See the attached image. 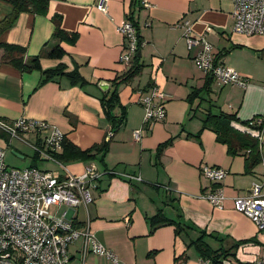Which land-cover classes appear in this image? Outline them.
Here are the masks:
<instances>
[{
  "label": "crops",
  "instance_id": "0c3cea01",
  "mask_svg": "<svg viewBox=\"0 0 264 264\" xmlns=\"http://www.w3.org/2000/svg\"><path fill=\"white\" fill-rule=\"evenodd\" d=\"M148 2L144 7L140 0H108L104 12L97 8V0H49L43 14L20 12L14 24L0 32V42L24 47L25 61L38 55L42 69L59 64L65 71L77 69L86 82L74 84L65 76L41 82L40 70L20 71L3 59L0 50V120L6 124L19 117L45 120L80 150L99 145L113 130L102 99L115 88L113 79L126 71L119 61L125 38L116 27L132 21L139 34L138 62L142 67L129 82L117 86L119 103L112 113L118 116L124 107V123L113 130L105 151L87 155L67 151L62 158L72 174H81L88 167L104 173L92 181V200L86 206L73 210L59 205L50 211L78 225L88 224L98 241L116 254L118 264H202L198 253L188 254L189 243L202 235L212 249L219 248L221 241L235 250L238 262L253 264L264 257V231H258L246 215L236 211L232 199L248 195L253 184L264 194V166L251 160L250 149L237 142L231 146L234 152L229 150L203 121L207 113H226L254 125L264 115V36L234 30L232 0ZM12 9L7 0H0V20ZM58 17L63 29L77 32L74 43L53 35L54 18ZM185 22L193 36H203L212 45L219 63L249 77V84L222 85L213 77L208 82L211 75L192 61L198 47L191 52L187 48ZM58 43L65 54L51 58L49 51ZM99 81L109 84L107 91L99 87ZM151 86L166 94L165 118L145 127L138 91ZM232 124L241 131L255 132L239 122ZM133 129H141L139 140L134 139ZM26 134L31 141L25 134L21 138L31 145L36 136ZM167 141L158 153L160 143ZM11 143L0 133L4 151ZM13 151L20 155L14 154L16 157H25L18 148ZM40 159L33 152L29 165L63 172L54 164L41 166ZM201 163L228 171L221 182L226 197L222 209L202 196L212 185L200 175ZM108 169L119 175L107 174ZM121 173L141 179L128 180ZM158 212L173 222L152 229L150 218ZM175 223L180 226L178 232ZM80 247V239L69 244L67 264H110L104 255L87 253L82 257ZM184 254L186 260L181 258Z\"/></svg>",
  "mask_w": 264,
  "mask_h": 264
},
{
  "label": "built area",
  "instance_id": "2783aa9c",
  "mask_svg": "<svg viewBox=\"0 0 264 264\" xmlns=\"http://www.w3.org/2000/svg\"><path fill=\"white\" fill-rule=\"evenodd\" d=\"M108 0H97L98 9L107 12ZM144 7L148 0H140ZM234 30L246 35L264 36V0H232ZM184 37L187 48L193 52L192 61L206 74H210L218 84H237L245 87L248 77L240 75L231 67L216 60V52L203 36H193L188 23L184 24ZM116 30L124 36L125 44L119 55V61L125 69L131 67L133 58L139 49V34L130 20L117 25ZM165 93L152 86L146 95L139 94L138 101L144 106L142 124L149 127L154 121L165 118ZM256 123L257 152L264 166V115ZM143 128V127H142ZM0 130L8 138L22 137L24 133H33L36 140L31 146L37 156L58 164L62 173L46 170L37 166L24 168L12 167L4 160L5 151L0 147V264H67L69 261L68 246L80 239V253L104 255L110 264H118L116 254L103 246L96 238L88 224L75 225L72 220L51 213L52 206L66 205L75 210L91 202L90 186L103 173L93 168H86L81 174H72L57 158L62 150L64 133L54 125L41 119L19 117L6 124L0 120ZM113 132L106 133L104 139L110 140ZM135 140L141 137V129L133 131ZM111 172V171H108ZM200 175L210 181L211 187L202 196L218 209L223 208L225 195L221 182L227 169L220 166L204 164L199 167ZM119 175L118 171H113ZM128 180L140 179L131 173H121ZM260 186L253 184L248 195L236 196L233 207L246 215L257 227L264 231V194L259 193ZM253 264H264V257L256 258Z\"/></svg>",
  "mask_w": 264,
  "mask_h": 264
},
{
  "label": "trees",
  "instance_id": "16d2710c",
  "mask_svg": "<svg viewBox=\"0 0 264 264\" xmlns=\"http://www.w3.org/2000/svg\"><path fill=\"white\" fill-rule=\"evenodd\" d=\"M13 7L12 12L9 15H6L2 20H0V32L9 28L14 24L17 19V16L20 12L28 11L32 13H39L43 14L46 12L47 4L49 0H7ZM55 28L53 31V35L59 39L60 41H66L70 43H74L77 38V32H70L66 31L60 26V19L54 18ZM0 50L3 51L2 57L5 61L9 62L11 65L15 66L20 71H30L33 69H38L42 72L43 78L41 82L49 79H53L55 76H65L69 79L71 83H85L86 80L80 75L77 69H73L72 71H65L64 66L59 64L53 68L42 69L40 66L39 56L31 57L29 61L24 60L25 56V49L24 47L0 42ZM139 50V49H138ZM139 52V51H138ZM65 54V50L60 45V43L54 45L52 49L49 51V56L51 58L60 59ZM142 64L138 62V55L135 54L131 67L128 68L122 75L115 77L113 79V85L115 88L111 92H106L105 97L102 99V106L103 111L106 116L109 118L112 124L113 130H116L125 121V109L124 107L121 108V112L118 116L113 115L112 109L119 103L118 100V92L117 86L121 83L129 82L134 76H136ZM212 79V76H207V81L209 82ZM208 82L205 85V89L208 92L209 86ZM192 96V95H191ZM233 122H239L241 125L246 127V129L252 128L255 132H250L248 130L241 131L238 129ZM203 126L208 127L210 126L215 132L218 140L227 144L228 149L232 152L233 149L231 146L237 142V144H241V146H245L247 149H250L249 158L251 160H259L260 157L257 150V138L256 133L259 125L255 123L252 125L248 121H239V119L234 114H222V115H214L212 113H207L206 118L203 121ZM113 130H111L113 132ZM0 133H4L0 130ZM6 136L7 134L4 133ZM8 138V136H7ZM109 141V140H108ZM108 141L105 139L99 145H93L90 149L85 151L78 149L75 145L71 142L67 141L64 137L62 141V152L57 154V158L62 161L64 152L76 153V154H85L87 155L91 151H105L108 145ZM168 144L167 142L160 143L157 150L158 153L162 150V148ZM37 155V153H35ZM251 165V164H250ZM34 166V165H31ZM111 171V172H108ZM113 169H108L106 172L109 175L115 176L113 173ZM173 220H168L162 217L161 212L153 215L150 218L151 228L154 229L158 225L163 223H170ZM75 225L77 223L73 222ZM82 226V225H79ZM176 232L180 230V226L178 223H175ZM195 246L197 249L199 256L202 259V264H215L218 261H222L227 256L232 255L235 256V250L231 247H225L222 242L220 241V247L217 249H212L209 244L204 240L203 235L198 237L195 240H192L189 243V246ZM181 258L183 260L187 259V255H182ZM241 264V263H238Z\"/></svg>",
  "mask_w": 264,
  "mask_h": 264
},
{
  "label": "rangeland",
  "instance_id": "374dc122",
  "mask_svg": "<svg viewBox=\"0 0 264 264\" xmlns=\"http://www.w3.org/2000/svg\"><path fill=\"white\" fill-rule=\"evenodd\" d=\"M242 76H244V75H242ZM249 82H250V78L248 77V83H247V85L249 84ZM225 85H236V86L241 87L240 85L231 84V83H228V84H225ZM151 89H152V86L149 89H146V90L140 89L138 92H139V94L141 93V95L144 96V95L148 94L151 91ZM161 92L165 93L164 91H161ZM164 102L165 103L167 102L166 99L164 100ZM140 106L143 109V116H144V112H145L144 106L142 104H140ZM115 108H117V106H115ZM118 108H119V106H118ZM143 116H142V120H143ZM154 122H156V121H154ZM134 130H136V129H133L132 130V133H133ZM144 132H145V130L143 129V133ZM24 134H25L24 137L27 138V140L31 141L29 139V137L27 136V134L26 133H24ZM11 140H12V143L10 144V146H8V148L5 151V155H4V160H5L6 164H8L9 166L18 167V168H24L26 166H29V164H30L29 162H30L31 156H32V154L34 152L32 146L29 143H27L25 140H23V138H20V137H13V138H11ZM14 148H16V149L18 148V150H20L21 152H23L25 154V157L24 158H18V157H16V155H14V153L12 152ZM155 154H156V150L154 151V155ZM38 161H39L38 163H40L41 166H44V165H53L54 164V165H56V166L59 167L58 164H56L54 162H51V161H48V160H42V159H40ZM34 163H37V160H34ZM201 164L204 165V163H201ZM202 165H200V166H202ZM140 179H141V177H140ZM162 188L165 191L169 190L168 187L162 186ZM196 253H198L197 249L195 248V246L191 245L190 248H189V250H188V254H190L189 256H191V254L196 255ZM238 263H240V262L237 261V257L232 256V255H229L225 259H223L222 261H218L215 264H238ZM208 264H209V262H208ZM241 264H249V263H241Z\"/></svg>",
  "mask_w": 264,
  "mask_h": 264
},
{
  "label": "water",
  "instance_id": "95a60500",
  "mask_svg": "<svg viewBox=\"0 0 264 264\" xmlns=\"http://www.w3.org/2000/svg\"><path fill=\"white\" fill-rule=\"evenodd\" d=\"M138 57H140V52H137ZM99 87L104 90L107 91L109 88V84L106 81H99L98 83ZM14 154L18 155L16 152L12 151ZM20 156V155H18Z\"/></svg>",
  "mask_w": 264,
  "mask_h": 264
}]
</instances>
